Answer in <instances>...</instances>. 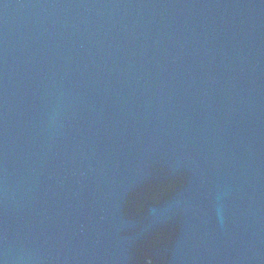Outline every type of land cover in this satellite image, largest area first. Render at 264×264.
Listing matches in <instances>:
<instances>
[{
    "label": "water",
    "instance_id": "water-1",
    "mask_svg": "<svg viewBox=\"0 0 264 264\" xmlns=\"http://www.w3.org/2000/svg\"><path fill=\"white\" fill-rule=\"evenodd\" d=\"M0 264H264V0H0Z\"/></svg>",
    "mask_w": 264,
    "mask_h": 264
}]
</instances>
